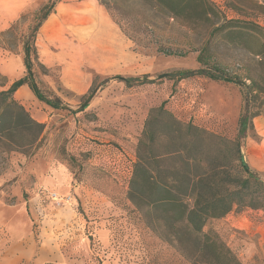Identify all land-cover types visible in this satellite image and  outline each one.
Instances as JSON below:
<instances>
[{
  "label": "rangeland",
  "instance_id": "1",
  "mask_svg": "<svg viewBox=\"0 0 264 264\" xmlns=\"http://www.w3.org/2000/svg\"><path fill=\"white\" fill-rule=\"evenodd\" d=\"M53 1L34 0L12 32L0 34V55L24 53L26 43L35 46L41 10ZM212 1L229 19L253 20L264 27V0ZM135 4L128 1L131 15ZM152 24L138 37L145 46L117 25L132 44V68L115 74L77 69L91 74V83L77 76L67 81L63 67L44 66L32 51L35 82L61 107L47 106L32 91L27 100L21 99L22 91L15 94L44 131L28 151L0 149V264H192L147 227L128 198L138 145L147 120L156 119L161 106L183 127L235 140L242 89L210 76L171 78L178 71L200 69L197 57L209 31L159 17ZM129 25V30L137 29ZM215 56L241 77L256 64L249 54L224 45ZM0 75V92L18 81L1 70ZM129 79L145 83L129 86ZM242 156L248 169L264 179V116L254 119L242 142ZM225 164L229 174L238 171L234 157ZM204 172L212 173L209 163L199 171ZM205 231L222 240L241 264H264V212L235 208L209 221Z\"/></svg>",
  "mask_w": 264,
  "mask_h": 264
},
{
  "label": "trees",
  "instance_id": "2",
  "mask_svg": "<svg viewBox=\"0 0 264 264\" xmlns=\"http://www.w3.org/2000/svg\"><path fill=\"white\" fill-rule=\"evenodd\" d=\"M60 1L54 0L41 10L42 16L34 32L55 13ZM99 1L138 46H145L138 39L139 34L154 28L152 23L157 17L205 27L209 33L197 57L200 69L178 71L171 78L180 81L210 76L241 86L243 104L235 140L197 127H183L163 106L157 109L156 119L147 120L145 124L128 191L129 200L139 210L147 227L188 262L241 264L227 245L206 232L205 227L209 221L222 219L235 208L264 212V179L248 169L242 156V142L254 119L264 116V27L253 20L229 19L212 0H133L136 4L132 15L128 11L130 0ZM19 21L6 32H12ZM127 23L137 29L129 30ZM220 45L254 57L255 68L247 67L245 77L226 70L215 56ZM32 51L37 53L35 46L26 43L28 75L0 92V149L4 152L34 148L44 131V125L32 119L15 99L22 86L28 85L35 97L47 106L61 107L59 101L46 97L35 82ZM138 83L145 82L127 80L129 86ZM155 124L165 127H152ZM230 157L239 163L235 174L225 170V162ZM208 163L212 173H199Z\"/></svg>",
  "mask_w": 264,
  "mask_h": 264
},
{
  "label": "crops",
  "instance_id": "3",
  "mask_svg": "<svg viewBox=\"0 0 264 264\" xmlns=\"http://www.w3.org/2000/svg\"><path fill=\"white\" fill-rule=\"evenodd\" d=\"M33 3L34 0H0V34L19 21ZM35 47L44 66L63 67L67 81L77 76L91 83V74L77 72L82 68L102 74L129 71L135 59L130 40L97 0H61L39 29ZM0 70L13 81L24 78V53L0 55ZM21 91L22 100L31 97L28 85L17 92Z\"/></svg>",
  "mask_w": 264,
  "mask_h": 264
},
{
  "label": "water",
  "instance_id": "4",
  "mask_svg": "<svg viewBox=\"0 0 264 264\" xmlns=\"http://www.w3.org/2000/svg\"><path fill=\"white\" fill-rule=\"evenodd\" d=\"M244 160V159H243ZM245 163V162H244ZM246 165V164H245Z\"/></svg>",
  "mask_w": 264,
  "mask_h": 264
}]
</instances>
